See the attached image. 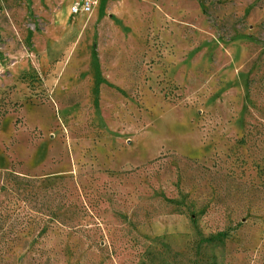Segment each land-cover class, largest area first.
Here are the masks:
<instances>
[{
    "label": "rangeland",
    "instance_id": "rangeland-1",
    "mask_svg": "<svg viewBox=\"0 0 264 264\" xmlns=\"http://www.w3.org/2000/svg\"><path fill=\"white\" fill-rule=\"evenodd\" d=\"M0 0V264H264V0Z\"/></svg>",
    "mask_w": 264,
    "mask_h": 264
},
{
    "label": "built area",
    "instance_id": "built-area-1",
    "mask_svg": "<svg viewBox=\"0 0 264 264\" xmlns=\"http://www.w3.org/2000/svg\"><path fill=\"white\" fill-rule=\"evenodd\" d=\"M93 4V0H86L80 7H73V11L78 12L79 10H81L83 12H89L91 11Z\"/></svg>",
    "mask_w": 264,
    "mask_h": 264
}]
</instances>
